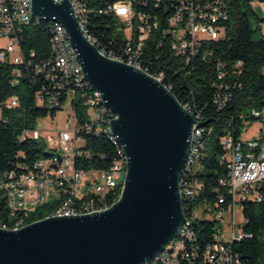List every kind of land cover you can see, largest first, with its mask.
<instances>
[{
  "label": "built area",
  "instance_id": "built-area-1",
  "mask_svg": "<svg viewBox=\"0 0 264 264\" xmlns=\"http://www.w3.org/2000/svg\"><path fill=\"white\" fill-rule=\"evenodd\" d=\"M57 2V0H53ZM104 10L116 13L118 20L124 25V37H127L129 19H136V41L124 44L115 55H124L135 61V67L145 69L149 66L142 62L144 42L156 30L166 40V46L176 56L208 60L210 50L207 48L211 41L226 38L225 24H219V16H227V2L221 0H104ZM253 8H261L264 15V0H250ZM74 15L80 23V14L92 12V7L77 0H70ZM38 17L31 15L30 0H0V62L30 67L34 75L37 91V103H45L49 109H60L69 101L73 107L74 100L87 106V116L103 115L109 125L112 112L100 110L102 99L98 91H87L82 86V69H75V57L72 49H65V42H69L65 31L49 26V54L33 60L34 52L30 51L27 58L21 48L24 28L32 22H39ZM84 26L82 32L84 34ZM264 32V24L262 25ZM90 42V41H89ZM91 44L98 46L97 43ZM221 66L217 63V68ZM20 70L14 68L11 72V85H15L20 77ZM152 75V74H149ZM153 75L163 76L162 71ZM223 73L218 71L217 79ZM227 89V88H225ZM78 96L76 97V92ZM225 91L221 96L222 107L228 98ZM19 99L15 94L0 101V115L4 108H14ZM251 114L260 118L261 125L258 134L247 140L234 139L225 135L221 139L225 150L222 162L227 169V177L219 179L225 188V194H217L213 206L204 205L193 208L187 213L189 203L193 202L202 189V183L193 177L198 167L201 150L204 147L203 126L192 128L193 148L185 167V182L179 194L185 196L183 214L185 221L180 230H186L187 251H178V243L171 244L162 255H155L147 262L140 264H243L240 254L233 249V244L249 237L239 222L236 221L238 205L248 199L261 200L260 188L264 180V109L252 111ZM198 123L200 115L193 113ZM98 133V127L88 126V121L79 125L73 110L64 128L54 134L51 131L41 133L38 129H24L18 135H36L38 140L55 148L57 158L35 159L42 160V168H31V160L25 161L23 153L18 152L15 157L19 160L10 162L7 169L0 170V194L4 200V213H16V221L26 220V213H32L36 207L44 202H53V210L59 207L56 193L77 191V198L71 201V206L64 207V214L77 215L78 203H87V207L106 204L114 195L118 185H122L125 160L117 156L116 172H96V170H82L74 166L71 154H82L83 138L81 130ZM195 219H207L217 222L209 241H205L197 230H190V222ZM7 223V225H13Z\"/></svg>",
  "mask_w": 264,
  "mask_h": 264
},
{
  "label": "trees",
  "instance_id": "trees-1",
  "mask_svg": "<svg viewBox=\"0 0 264 264\" xmlns=\"http://www.w3.org/2000/svg\"><path fill=\"white\" fill-rule=\"evenodd\" d=\"M83 4L92 7V12L84 13L86 34L97 43V47L118 51L127 44L124 37V25L116 17V13L104 10V0H81ZM227 2L228 15L219 18V24L226 26V38L211 41L208 49L211 51L208 60L198 58H183L176 56L166 46V40L160 30L152 32L144 42L142 62L149 66L148 74L163 83L175 96L180 104L192 113H198L203 122L204 147L198 161V167L193 177L202 183V189L196 199L189 203L187 213L193 208L209 205L213 206L217 194H225V188L219 179L227 177L225 163L222 156L225 150L221 139L225 135L240 139L241 130L245 122L259 120L251 114L252 111L264 109V16H260L257 8H253L250 0H222ZM40 20V19H39ZM132 41L136 40V19H130ZM47 21L32 22L24 28L21 48L27 58L28 53L34 52L33 60L48 56L49 26ZM131 41V43H133ZM106 54H115L107 52ZM121 56V55H120ZM217 63L221 66L217 68ZM14 68L20 70V77L15 85H11V72ZM223 76L217 79L218 71ZM162 71L163 76L153 75ZM30 67L25 64L14 65L0 62V101L7 96H18V105L14 108H4L0 115V170L7 169L10 162L19 160L15 155L21 152L25 161L38 157H47L51 153L45 150L41 140L23 139L18 135L24 129L35 128L38 118L48 113L53 116L56 109L45 107V103H37L35 93L36 84ZM85 90L89 91L84 86ZM227 88V89H225ZM228 98L222 105L223 92ZM78 91L76 92V97ZM73 110L79 125L88 121V126L98 127V133L81 130L79 135L84 140L81 148L84 152L76 154L74 166L82 170H96L108 172L114 169L117 160L118 146L110 138L107 122L103 115L99 120L91 122L87 116L88 107L80 101L74 100ZM100 110H103L100 106ZM22 136V135H21ZM43 146V147H42ZM43 152V153H42ZM185 173L181 176V186L184 187ZM122 185L115 188L114 195L107 205L117 200ZM261 200L248 199L238 205L242 213L240 226L249 237L233 244V249L240 256L243 264H264V180L261 188ZM0 194V219L5 220L4 200ZM185 199V197H184ZM50 202L39 205L29 214L24 224L42 219L50 213ZM185 206V203L183 204ZM191 230H197L205 241L212 237L217 222L213 220L195 219L190 222ZM179 251H187V243Z\"/></svg>",
  "mask_w": 264,
  "mask_h": 264
},
{
  "label": "water",
  "instance_id": "water-1",
  "mask_svg": "<svg viewBox=\"0 0 264 264\" xmlns=\"http://www.w3.org/2000/svg\"><path fill=\"white\" fill-rule=\"evenodd\" d=\"M31 15L65 29L91 90L115 117L111 134L126 156L117 200L103 211L49 216L0 228V264H140L185 221L179 194L197 123L169 89L144 71L99 53L69 0H30Z\"/></svg>",
  "mask_w": 264,
  "mask_h": 264
},
{
  "label": "bare ground",
  "instance_id": "bare-ground-1",
  "mask_svg": "<svg viewBox=\"0 0 264 264\" xmlns=\"http://www.w3.org/2000/svg\"><path fill=\"white\" fill-rule=\"evenodd\" d=\"M60 1L61 0H57V2H60ZM69 2H70V0H69ZM77 2H81V0H77ZM221 2H222V0H221ZM73 12H74V10H73ZM224 17L225 16H219V18H222V19ZM43 21H45V20H43ZM47 22L52 23L53 26L56 27V29H59L61 31H65V29L63 28V26L60 23L54 22V21H47ZM78 25L82 31V25H85L84 13L80 14V23H78ZM130 32H131V22L129 19V25H127V38H128L127 44H133V43H131V41H132L131 37L132 36H129ZM84 35L88 41L95 43V41L93 39H91L86 34L85 26H84ZM135 41L136 40H134L132 42H135ZM95 47L98 49L99 53L102 54L103 56L110 58V59H113V60H116V61L123 62V63L128 64V65H132L135 67V61H133L132 58L124 56V55L120 56V55H115V54H106L103 50H101L100 47H97V46H95ZM65 49H72V57H75V69H81L79 60H78V58H77V56H76V54H75V52H74V50L71 47L69 42H65ZM136 68L139 69V67H136ZM140 70L145 72V69H140ZM145 73H147V72H145ZM81 82H82V86H85L87 89H89V91H95V90L90 89L89 84L85 80V78H83V75H81ZM100 106L102 107L103 110H107V107L104 106L102 103H100ZM183 108L185 110H187L185 107H183ZM187 111L193 116L195 121L198 123V120H196V116L193 115V113L190 112L189 110H187ZM114 117H115V115L112 113V119ZM89 119L91 122L95 123L99 120V115H91V117H89ZM195 127H198V126H195ZM195 127H193V128H195ZM106 132L109 134L110 138L113 139L114 142L117 144L118 152H123V150L121 149V147L117 143L115 137L111 134L109 125L107 126ZM23 139H33V140L38 141V137H36V135H22L20 137L19 141H21ZM43 145L46 146L45 143ZM191 148H193V139H190V144H189L188 149H187L185 163H184L183 169H182L180 177H179V182H178L179 191H182V188H184L180 184L181 176L185 173V167H187V165H188V158H190V155H191ZM48 149H50L49 152H51V155L47 156V157H40V158H42V159H55V158H57V151H55V148H48ZM75 156H76V154H71V161L75 160ZM119 160H125V162H126V156L124 153H119ZM31 168H42V160H40V159L33 160L31 162ZM116 170H117V160L115 161L114 169L109 171V172H116ZM124 174H125V170H124ZM184 197L185 196H183V194H180V198L182 201V210H183V204L185 203ZM1 198H3V196H1ZM76 198H77V191H67V192H62V193H56V200H59V207H55V211H50V213L47 214L45 217L58 216V215H72V214H64V207L71 206V201H73ZM46 203H48V202H44L43 205ZM51 203H52V205H51L50 210H53V202H50V204ZM110 206L111 205H107V203H106V204H98L96 206L87 207V203H78V211H80V212H78V214H86V213H91L94 211H103L104 209H106ZM239 212H240V209L238 207V211H236V217H237V214ZM4 214L6 216V219L5 220L0 219V228H2V229H17V228L23 226L24 221L13 223V221H16V213H4ZM29 214H31V213H26V218H28V216H30ZM236 221H237V219H236ZM7 223H13V225H7ZM239 226H240V222H239ZM190 230H191V225H190ZM185 238H186V230H180V227H179L176 235L163 247L162 251H160L156 255H162V252L167 251V248L171 247V244H177L178 243V251L181 250L184 246V243H185V242H182V239H185Z\"/></svg>",
  "mask_w": 264,
  "mask_h": 264
},
{
  "label": "rangeland",
  "instance_id": "rangeland-1",
  "mask_svg": "<svg viewBox=\"0 0 264 264\" xmlns=\"http://www.w3.org/2000/svg\"><path fill=\"white\" fill-rule=\"evenodd\" d=\"M257 12L260 16H264L261 8L257 7ZM72 114L73 108L70 105L69 101H67L62 108L55 110V114L53 116L48 113L46 116L38 118L35 122V128L38 129L41 133H44L45 131H51L56 134L58 130L64 128V125L68 119V115L72 116ZM260 125L261 122L259 120L245 122L241 130L240 137H242L243 139H252L254 135L258 134ZM44 149L50 151V149H48V146H45ZM236 219L238 222H242L241 212L237 214Z\"/></svg>",
  "mask_w": 264,
  "mask_h": 264
},
{
  "label": "crops",
  "instance_id": "crops-1",
  "mask_svg": "<svg viewBox=\"0 0 264 264\" xmlns=\"http://www.w3.org/2000/svg\"><path fill=\"white\" fill-rule=\"evenodd\" d=\"M241 139H242V140H247V139H243L242 137H241Z\"/></svg>",
  "mask_w": 264,
  "mask_h": 264
}]
</instances>
